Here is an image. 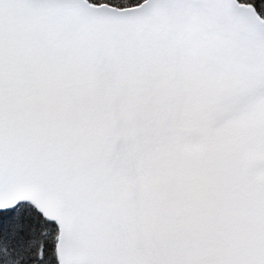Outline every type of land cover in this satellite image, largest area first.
<instances>
[{
	"label": "snow or ice",
	"instance_id": "6c2138e0",
	"mask_svg": "<svg viewBox=\"0 0 264 264\" xmlns=\"http://www.w3.org/2000/svg\"><path fill=\"white\" fill-rule=\"evenodd\" d=\"M0 264H264V0H0Z\"/></svg>",
	"mask_w": 264,
	"mask_h": 264
}]
</instances>
